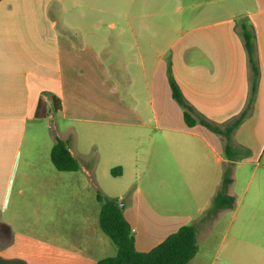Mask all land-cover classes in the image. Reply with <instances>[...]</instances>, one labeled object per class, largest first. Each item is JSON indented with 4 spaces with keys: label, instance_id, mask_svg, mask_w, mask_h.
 <instances>
[{
    "label": "crops",
    "instance_id": "obj_1",
    "mask_svg": "<svg viewBox=\"0 0 264 264\" xmlns=\"http://www.w3.org/2000/svg\"><path fill=\"white\" fill-rule=\"evenodd\" d=\"M244 18L255 28L260 80L234 143L251 156L232 167L234 208L201 222L222 185L225 144L186 125L168 67L208 121L237 117L250 95ZM41 99L47 117L37 119ZM56 138L69 143L78 171L54 167ZM263 159L264 0H0V264L114 257L98 192L124 202L139 252L197 224L188 264H231L249 240L246 223L264 218ZM239 178L244 199L255 186L242 208Z\"/></svg>",
    "mask_w": 264,
    "mask_h": 264
},
{
    "label": "trees",
    "instance_id": "obj_2",
    "mask_svg": "<svg viewBox=\"0 0 264 264\" xmlns=\"http://www.w3.org/2000/svg\"><path fill=\"white\" fill-rule=\"evenodd\" d=\"M237 26L243 40L251 73L250 95L246 109L229 122L217 125L200 114L182 93L172 75L170 64L168 67L172 98L183 109L186 125L189 128L197 125L204 126L211 132L221 136L225 144L224 155L228 163L224 167L222 185L214 197L211 207L204 213L201 222L213 219L221 210L234 208L236 200L227 192L229 185L232 183V167L234 163L251 156L248 149L234 143V134L253 110L259 87L260 66L254 26L246 18L239 20ZM53 103L54 112L60 111L61 104L59 100L53 98ZM35 116L37 119L47 117V108L43 99L39 102ZM50 158L54 167L60 172H76L80 168L78 161L70 153L69 143L59 138H56ZM112 174L117 175V172L112 171ZM96 198L101 204L100 227L117 248V254L114 257L105 258L97 264H188L197 255V224L181 227L149 252H139L135 246L132 228L124 217L123 209L120 208V202L100 192L97 193Z\"/></svg>",
    "mask_w": 264,
    "mask_h": 264
},
{
    "label": "rangeland",
    "instance_id": "obj_3",
    "mask_svg": "<svg viewBox=\"0 0 264 264\" xmlns=\"http://www.w3.org/2000/svg\"><path fill=\"white\" fill-rule=\"evenodd\" d=\"M80 141H81L80 137H78V142ZM263 163H264V159H263ZM142 181L140 183H142L143 185ZM236 186H237L236 193L238 195L237 206H239V208H242V206L244 207V205L249 201V199H251V196L253 195V192L255 190L254 188L255 186L248 191L247 197L245 199L243 198V194H242V190L245 187L244 183H242V178H239V181ZM121 204L124 205V202H120V205ZM260 205L262 206L261 208L262 212H264V196L261 197ZM262 214L264 215V213ZM246 224L247 226H245V231H243V235L245 237L246 234H248L249 240L248 242L244 243L245 245L242 249L234 253V258L231 261V264H264V218ZM233 236H234L233 231H231L229 234V239L232 238ZM256 236H258L259 239L254 238ZM229 239H227L225 244L229 243L228 242Z\"/></svg>",
    "mask_w": 264,
    "mask_h": 264
},
{
    "label": "water",
    "instance_id": "obj_4",
    "mask_svg": "<svg viewBox=\"0 0 264 264\" xmlns=\"http://www.w3.org/2000/svg\"><path fill=\"white\" fill-rule=\"evenodd\" d=\"M120 208H121V209H123V208H124V205H123V204H121V205H120Z\"/></svg>",
    "mask_w": 264,
    "mask_h": 264
}]
</instances>
